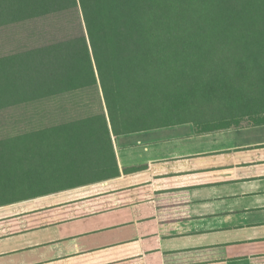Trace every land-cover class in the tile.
I'll list each match as a JSON object with an SVG mask.
<instances>
[{"label":"trees","instance_id":"trees-1","mask_svg":"<svg viewBox=\"0 0 264 264\" xmlns=\"http://www.w3.org/2000/svg\"><path fill=\"white\" fill-rule=\"evenodd\" d=\"M77 7L82 34L0 57V107L51 101L58 108L66 95L96 88L101 112L18 134L16 162L40 176L0 205L117 174L111 133L264 124V0H0V26ZM77 148L81 157L98 150L102 175L44 174L47 158Z\"/></svg>","mask_w":264,"mask_h":264},{"label":"crops","instance_id":"crops-1","mask_svg":"<svg viewBox=\"0 0 264 264\" xmlns=\"http://www.w3.org/2000/svg\"><path fill=\"white\" fill-rule=\"evenodd\" d=\"M262 127L111 133L117 174L0 205V264H264ZM93 149L44 174L102 175Z\"/></svg>","mask_w":264,"mask_h":264},{"label":"rangeland","instance_id":"rangeland-1","mask_svg":"<svg viewBox=\"0 0 264 264\" xmlns=\"http://www.w3.org/2000/svg\"><path fill=\"white\" fill-rule=\"evenodd\" d=\"M82 32H85V30L78 7L2 25L0 26V57L62 41L82 34ZM2 74L0 72V78ZM0 86V92L2 93L1 83ZM99 96H101L100 90L91 88L90 91H85V93H77L75 97L66 95L59 101L58 108L54 107L55 105L51 101H46L42 105L0 107V201L32 190L34 187L31 186L22 188L21 182L26 181L29 176L33 178L40 176L38 175L39 171H32L36 170L35 167H24L18 161L16 162L21 156V149L23 150V147L18 149L16 147L20 140L17 135L25 131L46 127L51 121L60 122L68 117L77 118L88 113L101 112L98 104ZM2 99L3 97H0V102ZM89 102L90 105H87ZM249 123L247 119H244L241 120L239 125L233 127H253ZM259 131L264 134V129L253 130L252 134L259 135ZM36 138L41 139L44 136L37 135ZM36 138L35 140H38ZM50 141L65 142V140ZM74 152L67 153V158L72 156ZM56 156L59 157L57 154ZM52 184L57 183L50 180L48 185L52 186Z\"/></svg>","mask_w":264,"mask_h":264}]
</instances>
